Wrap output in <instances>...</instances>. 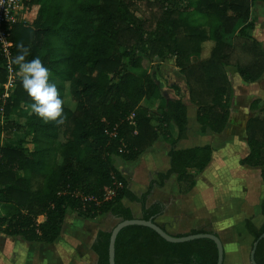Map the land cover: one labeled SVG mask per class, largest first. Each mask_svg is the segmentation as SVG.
I'll list each match as a JSON object with an SVG mask.
<instances>
[{
  "label": "trees",
  "instance_id": "trees-1",
  "mask_svg": "<svg viewBox=\"0 0 264 264\" xmlns=\"http://www.w3.org/2000/svg\"><path fill=\"white\" fill-rule=\"evenodd\" d=\"M257 2L264 6V0H24L30 17L12 27L13 57L23 42L30 48L27 59L42 60L67 120L57 125L29 115L24 105L31 100L17 78L6 103L0 100V231L51 244L70 213L87 220L105 214L133 219L126 199L139 204L141 218L157 222L167 204L150 202L154 187L175 174L179 193H189L214 149L211 144L175 147L188 134V106L178 86V98L166 97L149 69L154 61L173 59L201 130L222 133L233 96L229 67L246 83L264 75V43L253 35L251 17ZM2 62L0 56V96L7 78ZM145 100H157V107L151 111ZM249 109V153L239 163L260 167L264 181V99L254 98ZM159 140L170 145V166L137 194L114 157L137 161ZM260 210L264 217V200ZM244 226L253 246L264 221L257 225L246 218ZM205 232L218 235L201 227L176 236ZM110 236L111 230L103 229L95 235L91 249L97 264H109ZM255 260L264 264V237ZM217 261L212 239L170 242L143 225L124 227L115 244L116 264Z\"/></svg>",
  "mask_w": 264,
  "mask_h": 264
},
{
  "label": "crops",
  "instance_id": "crops-1",
  "mask_svg": "<svg viewBox=\"0 0 264 264\" xmlns=\"http://www.w3.org/2000/svg\"><path fill=\"white\" fill-rule=\"evenodd\" d=\"M260 40L264 43L263 39ZM261 80L253 83L243 82L242 84L244 87H251L254 86V84H257V82H261ZM259 97L264 99L263 95H260ZM170 98L176 99L178 96H171ZM250 102L246 105V110H243L242 108L240 111H237L236 108L233 109L230 106V116L228 123L224 131L220 134L211 133L210 131H202L199 123H197L196 111H194L195 114L192 115L189 105L185 102L188 106L189 130L187 137L178 141L175 147L187 148L196 145L211 144L214 149L212 159L208 166L198 176L195 187L189 193L185 195L179 193L177 177L175 174H173L170 179L162 186V191H154V197L151 199V201L162 200L165 202L168 197H177L175 200L174 197H171L173 199L172 203L170 202L171 204L168 205V208L165 210L164 214L157 218L156 221L160 225H164L165 222H174V217L179 215L180 217H187L189 223L193 224V228L203 227L217 232L224 244L225 257L223 264L250 263V254H247V250L249 240L252 236L247 232L244 226V220L246 218L252 219L253 209L252 204L250 203V200L252 202V199L247 198V202H243L242 199L238 200L236 194H233V192L230 193V190L229 192L223 190L220 191V193H213L214 186H228L229 189L231 187V182H229L231 180H228V178H221V176L224 174V170H227L230 166L229 160H231L232 156H229L228 153L231 151L235 152V154L237 151L243 152L239 157H236V155L233 156V161L236 159V163L238 164H240L239 160L249 153V146L248 144L246 145L245 142L247 143L246 123L250 116ZM194 109L196 110V107ZM196 127L198 128L199 132H197ZM243 131L244 135L240 134ZM223 135L225 138H227L228 142L231 144L230 147L232 148H223L221 151H218L219 148L216 147V142H218L219 138H221ZM238 136H242L245 140L242 149L239 150L232 146V142L237 141ZM199 139H205V142L195 143V141ZM169 149L170 145L167 142L159 140L142 155H145V160H147L146 163L148 164L144 167V170H141V172L146 170L147 173H150L148 181L145 182L147 184L146 188H148L151 180L157 179L158 172L166 171L169 168ZM131 162H134V165L138 163L137 161ZM241 166H244L239 169L241 172L239 176L242 178H245L243 175L245 174L246 176V173L253 174V170L255 169L259 170L258 172L261 176L260 167H250L245 165ZM122 167L123 165L118 167V169L128 176L130 179L129 186L131 188V185L135 183V179L131 181V174L126 173ZM226 182L228 184H226ZM142 183L143 182H140V184ZM158 187L161 186H156V189H160ZM146 188L141 189L142 192H144ZM134 192L138 194V192ZM263 200L264 198L259 202V210L260 203ZM126 205L129 204L126 203ZM39 218L45 219L44 216H40ZM38 220L40 221L41 219ZM262 222L257 223V225H261ZM5 235L10 236L7 234ZM19 238L21 239L20 242L11 241L0 243V264H97L98 256L91 249V245L95 236L90 244V253L95 255L96 259L83 257L61 258V252L57 241L47 244L40 241H28L22 239L21 237Z\"/></svg>",
  "mask_w": 264,
  "mask_h": 264
},
{
  "label": "rangeland",
  "instance_id": "rangeland-1",
  "mask_svg": "<svg viewBox=\"0 0 264 264\" xmlns=\"http://www.w3.org/2000/svg\"><path fill=\"white\" fill-rule=\"evenodd\" d=\"M22 17L25 19H29L30 17L26 7L24 12L22 13ZM251 17L256 22V27L253 30V35L255 37H258L259 39L264 40V6L262 3L260 2L256 3V5L252 9ZM209 44L210 43H207L206 45L205 48L206 53H208V50L210 48ZM149 70L152 71L155 79L160 83L162 92L166 97L170 98L171 96L172 97L178 96L177 91L174 88V86H178L180 88V95L183 97L184 101L189 105V108L192 111V115L195 114L194 113V111H196L194 109L195 105L190 101L188 88L186 85L184 75L179 71L178 68H176L173 59H168L163 62L154 61L152 67ZM228 74L233 84V96L230 103L231 108L233 109L236 108L237 111H240V109L242 108L243 110H246V105L253 98L259 97L260 95L264 96V77L262 78V80L260 79L261 82H257V84H254V86L244 87L242 84L244 81L240 78L235 68L229 67ZM157 104H158L157 100L156 101L145 100L143 102V105L148 106L151 111L157 107ZM196 130L197 132H199L197 127ZM243 133L244 131L241 132L240 134ZM202 142H205V139H199L195 141V143H202ZM244 142H245L244 138L242 136L240 137L238 136L237 141L232 142V146L235 147L237 150H239L242 149ZM245 144L247 145L246 142ZM230 146L231 144L228 142L227 138H225L224 135L221 136V138H219L218 142H216V147L219 148L218 151H221L223 148H228ZM231 148L232 147H230V149ZM242 153H243L242 151L241 152L237 151L236 154L233 151L228 153L229 156H232L231 160H229L230 166L228 167L227 170H224V174L222 171L223 175L221 176V178H228V180H231L229 181L231 182L230 189L228 186L226 187L214 186L213 193L215 192L220 193V191L223 190L229 192L230 190V193L233 192V194L234 193L236 194L238 200L242 199L243 202H247V198L252 199V202L250 200L253 209L252 219L257 224L263 221V217L260 214V210L258 207H259V202L264 198V181L259 175L258 169L253 170V174L246 173L247 174L246 176L244 174L243 177L245 178L239 176L241 173L239 169L244 166H241L240 164L236 163V159L233 161V156L236 155V157H239L240 155H242ZM145 159L146 158L144 155L139 160H137L138 163L134 165V162L125 161V160L123 161L120 156L114 157L116 166L120 167L121 165H123L122 169L126 173L131 174V181L135 179L134 180L135 183L131 185V188L134 191L138 192V194H140L139 192H142L141 189L146 188L147 184L145 182L148 181V178L150 176V173H147L146 170L141 172V170L142 169L144 170V167L147 166L148 164L146 163L147 160ZM140 182L143 183L140 184ZM226 184L228 183L226 182ZM158 188L160 189H156L155 186L153 189V193L154 191H159V192L162 191L163 187L161 186ZM153 193L150 196V201L154 197ZM171 197L173 198L174 196ZM171 197L170 198L168 197L167 200L165 201V203L167 204V208L168 205L171 204L173 201ZM176 198L177 197L175 196L174 200ZM125 202L128 203L129 206H131L134 209L136 217L141 216L140 206L138 203L131 202L128 199H126ZM39 219H41L40 221H42L43 218H39ZM120 220H121L120 218L113 217L112 214H105L94 220H87L79 217L75 213H70L66 218L63 232L59 237V239L57 240V244L61 252V258L83 257V258L96 259V256L90 253V244L95 234L100 229H107L110 231ZM164 225L167 228V230H169V232L175 235L178 233L189 232L193 228L192 227L193 224L189 223L187 217H180L179 215L174 217V222H165ZM11 241L20 242L21 239L19 238V236H15V237L6 236L2 231H0V243L1 242L6 243ZM252 242H253V237L250 238L248 243V250H247L248 255L250 254L252 249ZM247 264L250 263L248 262Z\"/></svg>",
  "mask_w": 264,
  "mask_h": 264
},
{
  "label": "clouds",
  "instance_id": "clouds-1",
  "mask_svg": "<svg viewBox=\"0 0 264 264\" xmlns=\"http://www.w3.org/2000/svg\"><path fill=\"white\" fill-rule=\"evenodd\" d=\"M17 54L11 64L16 66L15 78L19 79L31 103L24 108L29 115H36L45 122L65 124L67 116L64 112V101L55 82L50 80V70L44 66L39 57L27 59L30 48L23 42L16 45Z\"/></svg>",
  "mask_w": 264,
  "mask_h": 264
},
{
  "label": "built area",
  "instance_id": "built-area-1",
  "mask_svg": "<svg viewBox=\"0 0 264 264\" xmlns=\"http://www.w3.org/2000/svg\"><path fill=\"white\" fill-rule=\"evenodd\" d=\"M25 7L24 0H0V56L2 57L3 66L7 70L4 91L0 96L2 103H6V100L11 96L12 89L16 84L15 67L11 64L14 48L11 33L13 25L25 19L22 17ZM0 109L3 110V105ZM133 116L134 113L131 117ZM113 193L112 190L108 191L109 195Z\"/></svg>",
  "mask_w": 264,
  "mask_h": 264
},
{
  "label": "water",
  "instance_id": "water-1",
  "mask_svg": "<svg viewBox=\"0 0 264 264\" xmlns=\"http://www.w3.org/2000/svg\"><path fill=\"white\" fill-rule=\"evenodd\" d=\"M129 225H143L148 226L155 230L159 235H161L164 239L170 242H184L198 238H209L215 241L218 247V261L217 264L224 263L225 257V250L224 244L221 237L215 233L205 232V233H195L189 234L185 236H176L175 234L169 232L168 230L164 229L161 225L157 222L153 221V219H143L141 217H134L133 219H125L120 220L112 229H111V236H110V243H109V264H116L115 262V244L116 239L119 232L126 226ZM264 237V232L254 241L251 252H250V264H258L255 260V251L257 244L260 239ZM174 264H185V263H174Z\"/></svg>",
  "mask_w": 264,
  "mask_h": 264
}]
</instances>
